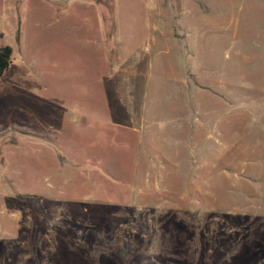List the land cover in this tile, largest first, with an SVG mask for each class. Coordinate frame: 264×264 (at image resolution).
<instances>
[{"label":"rangeland","instance_id":"1","mask_svg":"<svg viewBox=\"0 0 264 264\" xmlns=\"http://www.w3.org/2000/svg\"><path fill=\"white\" fill-rule=\"evenodd\" d=\"M0 264H264V0H0Z\"/></svg>","mask_w":264,"mask_h":264},{"label":"trees","instance_id":"2","mask_svg":"<svg viewBox=\"0 0 264 264\" xmlns=\"http://www.w3.org/2000/svg\"><path fill=\"white\" fill-rule=\"evenodd\" d=\"M11 56L12 49L9 46H3L0 44V76L8 70L11 63Z\"/></svg>","mask_w":264,"mask_h":264},{"label":"crops","instance_id":"3","mask_svg":"<svg viewBox=\"0 0 264 264\" xmlns=\"http://www.w3.org/2000/svg\"><path fill=\"white\" fill-rule=\"evenodd\" d=\"M1 44V43H0ZM2 45V44H1Z\"/></svg>","mask_w":264,"mask_h":264}]
</instances>
